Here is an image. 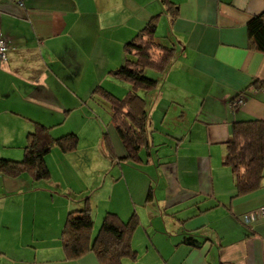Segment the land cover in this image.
<instances>
[{
    "label": "crops",
    "instance_id": "crops-1",
    "mask_svg": "<svg viewBox=\"0 0 264 264\" xmlns=\"http://www.w3.org/2000/svg\"><path fill=\"white\" fill-rule=\"evenodd\" d=\"M171 1L178 7L173 19L160 0L0 1L7 43L0 158L22 159L33 122L54 137L78 136L74 151L55 147L46 155L48 180L0 173V264H99L93 253L67 260L61 246L67 213L86 199L92 235L108 211L122 220L138 214L136 258L123 264H264V216L249 226L243 221L264 205V184L236 197L222 165L232 124L264 121V53L248 48L247 29L264 0ZM159 12L156 35L168 36L178 56L155 75L159 90L148 96L152 153L140 164L111 159L104 132L118 157L125 149L92 92L101 86L118 97L127 93L108 72L124 63L123 44ZM241 93L244 100L232 106Z\"/></svg>",
    "mask_w": 264,
    "mask_h": 264
},
{
    "label": "trees",
    "instance_id": "trees-1",
    "mask_svg": "<svg viewBox=\"0 0 264 264\" xmlns=\"http://www.w3.org/2000/svg\"><path fill=\"white\" fill-rule=\"evenodd\" d=\"M6 1V0H0ZM162 12L173 19L177 5L171 0H160ZM159 12L151 16L137 33L123 44L126 54L124 63L108 74L125 82L128 91L118 97L101 86L94 88L92 97L110 114L118 136L124 146L125 155L118 157L108 132L102 134V146L109 158L122 162L140 164L150 157L153 147L150 93L159 90V80L147 72L163 76L178 54L168 36L158 38L156 28L161 16ZM248 48L264 53V12L254 15L247 22ZM7 44V43H6ZM78 145L75 133L54 137L50 127L33 122L32 129L25 136L21 160L0 158V173L8 177L27 174L34 181L51 177L46 163V155L58 148L63 153L74 151ZM222 165L232 173L235 196L252 193L264 184V121L249 119L236 121L231 126L230 136L225 142ZM153 196L152 187L147 199ZM140 225L138 214L133 211L128 219L122 220L115 213L104 214L99 229L92 235L94 226L93 210L88 199L79 209L70 210L60 233L61 246L67 260L78 259L93 253L99 264H123L124 258L135 259L132 236Z\"/></svg>",
    "mask_w": 264,
    "mask_h": 264
},
{
    "label": "built area",
    "instance_id": "built-area-1",
    "mask_svg": "<svg viewBox=\"0 0 264 264\" xmlns=\"http://www.w3.org/2000/svg\"><path fill=\"white\" fill-rule=\"evenodd\" d=\"M6 49H7L6 41L3 38H0V59H3L5 57ZM256 91H257L256 89L253 90L254 93ZM259 91L264 93V86L261 89H259ZM243 100H244L243 93L238 94L231 101V105L234 107H237ZM262 216H264V205L254 210H251L249 212H246L243 215V221L246 225L249 226L253 221L257 220L259 217H262Z\"/></svg>",
    "mask_w": 264,
    "mask_h": 264
},
{
    "label": "rangeland",
    "instance_id": "rangeland-1",
    "mask_svg": "<svg viewBox=\"0 0 264 264\" xmlns=\"http://www.w3.org/2000/svg\"><path fill=\"white\" fill-rule=\"evenodd\" d=\"M151 77H154L155 76V72H152V71H148L147 72ZM114 132H115V136H116V138H119V136H118V134H117V131L114 129ZM118 136V137H117ZM121 144V143H120ZM144 216V215H143ZM61 230H62V228H61ZM61 233V232H60ZM3 234H5L6 236H8V234H7V232H4ZM7 251V250H6ZM8 253H9V250H8ZM20 253V252H19ZM6 262V261H5Z\"/></svg>",
    "mask_w": 264,
    "mask_h": 264
}]
</instances>
